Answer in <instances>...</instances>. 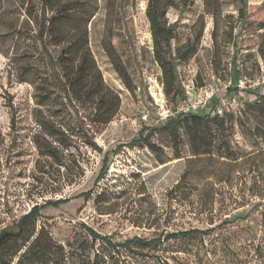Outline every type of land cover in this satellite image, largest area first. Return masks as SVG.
<instances>
[{
	"label": "rangeland",
	"instance_id": "obj_1",
	"mask_svg": "<svg viewBox=\"0 0 264 264\" xmlns=\"http://www.w3.org/2000/svg\"><path fill=\"white\" fill-rule=\"evenodd\" d=\"M41 1L0 0V236L16 233L34 206L69 202L42 209L20 239L0 249V259L35 264L24 253L43 229L56 246L48 264H264V89L245 96L249 102L221 119L222 127L212 126V155L193 156L182 128L156 122L163 92L146 18L149 0H77L95 9L88 47L104 84L120 100L115 118L96 130L54 86L59 73L52 58L61 47L49 46L44 36L42 48ZM71 1L53 0L52 8ZM172 1L165 20L174 30V56L194 49L177 71L190 100L193 84L254 75L260 63L264 68V0ZM110 49L133 91L114 69ZM41 123L89 130L101 152L79 135L58 162L41 158L35 145L44 137ZM220 143L236 161L218 156ZM105 154L107 173L96 182ZM86 192L89 200L75 198ZM85 228L116 245L195 233L129 253L92 240Z\"/></svg>",
	"mask_w": 264,
	"mask_h": 264
},
{
	"label": "trees",
	"instance_id": "obj_2",
	"mask_svg": "<svg viewBox=\"0 0 264 264\" xmlns=\"http://www.w3.org/2000/svg\"><path fill=\"white\" fill-rule=\"evenodd\" d=\"M159 0H149L146 9V18L149 24V30L152 39L153 58L155 63L161 70V86L163 94L169 98V103L174 105L181 100L186 99V95L182 94L179 86L178 67L185 65L186 59L194 54L191 50L185 57L174 56L171 48V42L175 39L172 26L167 25L166 9L173 5L172 0L162 7ZM53 0H42L41 10L39 13V34L38 38L45 47L44 36L47 38V44L51 47H61L59 55L56 59L52 58L58 68L59 79L54 81V86L59 89L69 104H73L83 112H86L88 123L90 126L99 130L107 126L117 115L120 108V100L118 95L112 91L103 82L101 73L96 66L93 56L88 47V25L95 14V9H87L85 5L79 1H71L63 5H59L56 9ZM50 11L51 16L46 18V12ZM264 27V26H262ZM109 55L114 69L122 79L127 89L132 90L131 80L122 65L119 57L114 50L109 51ZM238 64L235 65V69ZM165 97V98H166ZM264 98V96H262ZM249 101L244 100V105ZM211 116L208 114H190L184 117L172 118L165 122V129L170 127L182 128L187 140L190 144L193 156L212 155L211 135L212 126L222 127L224 118L231 117ZM43 138L41 142H35L38 155L41 158L51 159L58 162L61 151L68 147V144L75 137L81 135L84 145L96 152H101L95 142L88 135L89 130H82L70 123L40 124ZM143 128L139 133L142 139ZM218 156L228 161H236L234 154L228 152L223 144L217 148ZM107 155L102 160V168L100 169L96 182L103 180L107 173L106 164ZM91 192L79 194L75 198L89 200ZM69 199H61L55 202H47L44 205L34 206L24 215L19 223L18 230L11 238H7L0 245V249L8 242H16L22 237L26 231V227L30 223H34L39 217V212L46 207L58 208L60 205L66 204ZM86 233L94 241H99L107 248L116 250L122 248L127 252H132L133 248L139 249H156L161 246L162 242H168L178 238H186L195 233V231L181 232L166 236L163 241L160 238L145 240L139 237H133L123 241L121 244H113L106 237L99 236L89 228H85ZM55 244L49 235L41 229L34 239L30 242L24 255L32 257L35 264L50 263L49 256L55 249ZM0 264H9V262L0 259Z\"/></svg>",
	"mask_w": 264,
	"mask_h": 264
},
{
	"label": "built area",
	"instance_id": "obj_3",
	"mask_svg": "<svg viewBox=\"0 0 264 264\" xmlns=\"http://www.w3.org/2000/svg\"><path fill=\"white\" fill-rule=\"evenodd\" d=\"M228 67L230 72L231 65ZM260 89H264V68L262 63L259 64V73L254 75L240 74L237 77H225L224 79L212 77L210 81H204L202 84H193V100L186 96L185 100L168 106L161 93L160 102H162L163 106L160 112L157 113L156 122L164 123L172 118L184 117L190 114H208L217 117L235 115L242 109L244 97ZM161 92H163V89ZM141 119L146 122L148 114L144 113Z\"/></svg>",
	"mask_w": 264,
	"mask_h": 264
},
{
	"label": "water",
	"instance_id": "obj_4",
	"mask_svg": "<svg viewBox=\"0 0 264 264\" xmlns=\"http://www.w3.org/2000/svg\"><path fill=\"white\" fill-rule=\"evenodd\" d=\"M15 235V233H4L0 236V245L5 241L7 238H11Z\"/></svg>",
	"mask_w": 264,
	"mask_h": 264
}]
</instances>
